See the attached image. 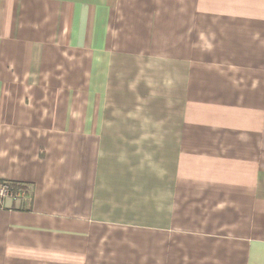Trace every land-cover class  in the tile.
<instances>
[{"label":"crops","instance_id":"obj_1","mask_svg":"<svg viewBox=\"0 0 264 264\" xmlns=\"http://www.w3.org/2000/svg\"><path fill=\"white\" fill-rule=\"evenodd\" d=\"M0 264H264V0H0Z\"/></svg>","mask_w":264,"mask_h":264},{"label":"built area","instance_id":"obj_2","mask_svg":"<svg viewBox=\"0 0 264 264\" xmlns=\"http://www.w3.org/2000/svg\"><path fill=\"white\" fill-rule=\"evenodd\" d=\"M25 194L21 191H16L6 185H0V199L11 197L14 199H22Z\"/></svg>","mask_w":264,"mask_h":264},{"label":"trees","instance_id":"obj_3","mask_svg":"<svg viewBox=\"0 0 264 264\" xmlns=\"http://www.w3.org/2000/svg\"><path fill=\"white\" fill-rule=\"evenodd\" d=\"M0 185H6V186L11 187L12 189H14L16 191H21L24 194H29V192H30L29 186L22 184V183L8 182V181L0 179Z\"/></svg>","mask_w":264,"mask_h":264}]
</instances>
